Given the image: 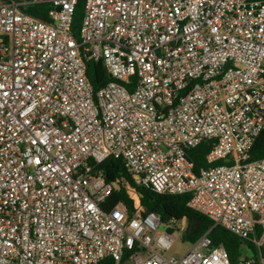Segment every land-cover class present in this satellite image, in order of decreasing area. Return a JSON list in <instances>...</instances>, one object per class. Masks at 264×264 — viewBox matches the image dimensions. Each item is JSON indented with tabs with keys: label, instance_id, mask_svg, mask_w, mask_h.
<instances>
[{
	"label": "built area",
	"instance_id": "2783aa9c",
	"mask_svg": "<svg viewBox=\"0 0 264 264\" xmlns=\"http://www.w3.org/2000/svg\"><path fill=\"white\" fill-rule=\"evenodd\" d=\"M78 1H0V264H231L206 235L164 257L175 237L124 177L104 180L108 158L135 186L189 195L254 247L243 264H264V159L248 161L264 129V0H82L76 41ZM38 4L50 22L23 11ZM86 59L111 79L96 92ZM207 142L194 173L187 150ZM120 187L131 218L101 208Z\"/></svg>",
	"mask_w": 264,
	"mask_h": 264
},
{
	"label": "trees",
	"instance_id": "16d2710c",
	"mask_svg": "<svg viewBox=\"0 0 264 264\" xmlns=\"http://www.w3.org/2000/svg\"><path fill=\"white\" fill-rule=\"evenodd\" d=\"M2 2H10L16 0H0ZM48 4L28 5L23 8V11L28 15L35 17L44 22H50L47 17ZM83 17V1L79 0L74 10L71 33L79 41V29ZM86 75L92 85L93 91H98L111 79L108 77L103 65L100 62H95L91 59H86ZM212 142L203 143L195 148L187 150V156L192 161L194 173L201 167L209 166L205 161V156L212 147ZM264 159V129L255 138L250 151L248 161ZM223 161L219 160L211 165H219ZM99 169L102 172L106 182H114L121 177L127 180V184L139 196L141 209L143 214L155 213L159 216L162 223H167L169 220L178 222L185 220L186 227L183 231L182 238L184 241L193 244L201 236L206 235L209 240L208 249L215 247H223L229 256L231 264H235V256H238L241 246L244 245L239 238L228 233L221 227H212L211 221L204 215L195 212L187 207L189 195H161L149 188L135 186L127 175L125 167L120 160L108 158L100 164ZM132 200L129 194L123 189L115 190L102 204V210L108 211L117 204L123 205L127 212V218L133 215ZM248 247L255 252L253 246ZM125 259V258H124ZM96 264H124L115 262L110 257H105Z\"/></svg>",
	"mask_w": 264,
	"mask_h": 264
},
{
	"label": "rangeland",
	"instance_id": "374dc122",
	"mask_svg": "<svg viewBox=\"0 0 264 264\" xmlns=\"http://www.w3.org/2000/svg\"><path fill=\"white\" fill-rule=\"evenodd\" d=\"M185 227V220H180L177 223L171 224H160V226L158 227V233L163 234L167 231V228H169L171 230L170 232L175 237L174 242L170 245V247L167 250L161 252L164 257H180L192 247L190 243L184 241L182 238ZM245 257H254V252L247 245L241 246L238 256H235V264H243V259H245Z\"/></svg>",
	"mask_w": 264,
	"mask_h": 264
}]
</instances>
